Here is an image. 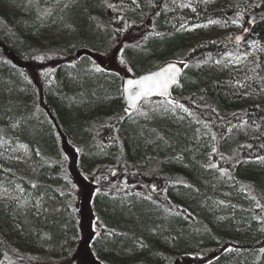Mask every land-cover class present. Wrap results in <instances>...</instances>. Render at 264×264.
Segmentation results:
<instances>
[{"label": "trees", "instance_id": "obj_1", "mask_svg": "<svg viewBox=\"0 0 264 264\" xmlns=\"http://www.w3.org/2000/svg\"><path fill=\"white\" fill-rule=\"evenodd\" d=\"M228 1L0 6V142L30 152L0 160V179L31 206L0 202V264H70L80 238L72 149L74 171L97 188L90 249L101 264H264V0ZM193 25L203 30L188 33ZM250 42L256 55L229 82L204 77ZM111 50L132 76L185 62L177 100L128 112L121 76L91 56Z\"/></svg>", "mask_w": 264, "mask_h": 264}, {"label": "rangeland", "instance_id": "obj_2", "mask_svg": "<svg viewBox=\"0 0 264 264\" xmlns=\"http://www.w3.org/2000/svg\"><path fill=\"white\" fill-rule=\"evenodd\" d=\"M222 2L223 6H226L229 3L228 0H222ZM21 3L22 0H0V6L6 8H18L19 6H21ZM247 28V24L243 22L241 24V29H239L235 34L232 44H229L233 46H231L232 49L235 48L237 43L239 44L244 40L247 35ZM186 30L188 33L195 34L201 32L203 28L193 25L188 26ZM255 55L256 54L253 44L251 42L247 43L245 49L238 50L237 52L227 53L220 57L218 61L211 64L208 68L205 69L204 75L206 76L204 77L208 78L211 83H215L217 81L220 84L221 82H226V80L227 82H229L228 78H226L227 75L230 76L232 72L235 73L236 70L241 69L244 65L250 64V57H254ZM91 56L98 67L113 70L120 76H130L128 71L118 61V51L111 50L108 54L94 53L91 54ZM177 63L180 64L183 69L186 67L185 62L183 61H179ZM204 79L205 78H203V82L205 81ZM203 82L201 81L200 84L202 85V87L205 85ZM244 90L245 95L242 97L240 96V99L244 102H249L250 94L251 92H253V89L251 90L250 88H248V86H245ZM200 99L202 100V96H200ZM171 100L176 101L177 98L175 99L173 97ZM178 119H181V117H178ZM75 152L76 151L72 149L71 152L67 153L66 167L69 177L77 185L74 208L77 214L76 223L80 233L79 241L82 243L87 239L88 241L92 240L97 235L100 224L93 214L92 209L90 208L91 199L97 189L96 185L89 182L86 177H83L78 169L77 172L74 171L76 169V166H71L72 161L74 162L71 154ZM12 158H16L20 162H22L23 159L26 160L30 158L28 147L24 144H19L17 147L8 148L7 143L0 142V160H2L5 164H8L9 160H11ZM69 167H71L73 175H71ZM74 172H76L77 176L74 175ZM121 178L122 177H120V179ZM2 181L3 180L0 179V202H7L9 201V199H17V201L14 202V212H20L22 214L25 213V206L31 207L30 196L27 195V193L24 192L18 184H15V181H7V183L9 184L6 186L2 184ZM12 183L13 187H10ZM34 202L37 203L36 201ZM260 229L263 230V227H260ZM84 258H86V261H84ZM70 259V264H101L92 254L88 242L81 245V247L79 246L78 248L74 249L70 256ZM174 262L175 259H173L170 264H175Z\"/></svg>", "mask_w": 264, "mask_h": 264}, {"label": "snow or ice", "instance_id": "obj_3", "mask_svg": "<svg viewBox=\"0 0 264 264\" xmlns=\"http://www.w3.org/2000/svg\"><path fill=\"white\" fill-rule=\"evenodd\" d=\"M99 71V69H97ZM176 66L168 65L167 68L162 69L160 73L152 76L143 77L141 80H129L126 91L130 93V99L135 102L143 96H147L153 90L159 89L161 92H166L169 83L175 82ZM167 74V75H166ZM134 87L138 90L133 91ZM215 150V149H214Z\"/></svg>", "mask_w": 264, "mask_h": 264}, {"label": "water", "instance_id": "obj_4", "mask_svg": "<svg viewBox=\"0 0 264 264\" xmlns=\"http://www.w3.org/2000/svg\"><path fill=\"white\" fill-rule=\"evenodd\" d=\"M168 65H175L176 66V73H175V82L174 83H169L166 92H161L159 89H156V90H153V92L151 94H149L147 96H143L139 100H136L135 102H133V100L130 99V93L128 91H126V89L128 88V83L127 82L129 80H133V81L141 80L143 77L152 76L154 74L160 73L161 70L167 68ZM182 73H183V68L180 66V64L176 63L175 61H169V62L164 63L160 67H158V68H156V69H154V70H152L150 72L142 73V74H139V75H137L135 77H131V76L122 77V93H123V99L125 101V107L127 109H129V110H134L136 108V106L138 104H140L144 99H151V98H164V99H167L170 96L172 89L178 84ZM136 90H138V89H136L134 87L133 91H136ZM122 182L125 183L126 179L123 178ZM87 242H88V239L85 240L84 242H82L80 244V247H81V245H83L84 243H87ZM84 261H86V258H84Z\"/></svg>", "mask_w": 264, "mask_h": 264}]
</instances>
